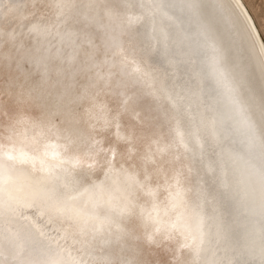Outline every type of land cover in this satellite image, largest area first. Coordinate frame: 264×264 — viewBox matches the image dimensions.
Wrapping results in <instances>:
<instances>
[{"label":"bare ground","instance_id":"bare-ground-1","mask_svg":"<svg viewBox=\"0 0 264 264\" xmlns=\"http://www.w3.org/2000/svg\"><path fill=\"white\" fill-rule=\"evenodd\" d=\"M0 264H264L243 0H0Z\"/></svg>","mask_w":264,"mask_h":264},{"label":"rangeland","instance_id":"rangeland-1","mask_svg":"<svg viewBox=\"0 0 264 264\" xmlns=\"http://www.w3.org/2000/svg\"><path fill=\"white\" fill-rule=\"evenodd\" d=\"M257 26L264 43V0H243Z\"/></svg>","mask_w":264,"mask_h":264}]
</instances>
